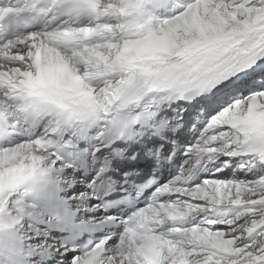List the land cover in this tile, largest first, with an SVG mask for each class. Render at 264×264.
I'll return each instance as SVG.
<instances>
[{
    "label": "snow or ice",
    "instance_id": "6c2138e0",
    "mask_svg": "<svg viewBox=\"0 0 264 264\" xmlns=\"http://www.w3.org/2000/svg\"><path fill=\"white\" fill-rule=\"evenodd\" d=\"M149 92L186 97L189 115L206 118L187 146L190 167L141 194L122 234L74 264H264V173L248 174L264 170V0H0V133L19 123L9 114L20 101L28 114L104 117L101 135L135 140ZM147 143L156 142L140 141L126 167ZM43 148L39 131L0 146V216L11 224L27 210L9 189L36 173ZM197 165L207 176L181 185ZM202 205L235 211L184 226Z\"/></svg>",
    "mask_w": 264,
    "mask_h": 264
},
{
    "label": "bare ground",
    "instance_id": "6f19581e",
    "mask_svg": "<svg viewBox=\"0 0 264 264\" xmlns=\"http://www.w3.org/2000/svg\"><path fill=\"white\" fill-rule=\"evenodd\" d=\"M164 15V13H161V18H164ZM146 100L154 102L153 105H151L148 119L143 118L136 125H134V134L137 139H131L128 143H126L128 145L127 147H125L126 144L122 146L121 156L128 157L129 153L135 149L136 155L139 158V149L141 147H144V145L140 144V141H152L156 143L155 145L153 143H147V147L144 151V159L141 160L140 164L134 168L126 167V161L120 160L118 157L115 158V160L112 162L113 168L117 169L119 166L122 167L121 170L119 169L118 175H121L122 171L136 170L140 174L146 169L149 170V168H155L159 165L165 166V163L167 162V153L174 147L173 143H176L179 147L181 143L189 139H195V142H198L200 136L202 135V132L200 134L198 133V135H196L195 137L191 135L193 131L197 130V126L200 124V120L205 119V117L202 113L197 112H192L191 115H189V108L187 105L190 103V100L188 98L184 99L177 96L156 94L152 97H148ZM20 103L22 102H11L13 111L9 114V119H16L19 121V123L15 126L17 128V132L12 138H9L8 144L18 142V140L20 139L31 138L37 133L33 130H30V124L27 120L26 113L19 109ZM52 124L53 123L51 119H48L44 123V125ZM49 130H52V128L48 129L47 126H42L39 132L41 134H45ZM100 133L101 132H98L92 140V150L97 147H102L103 145L101 140H99L98 138ZM182 133L183 137L181 135ZM162 137H166L168 139H162ZM160 143H163L164 147L169 149V151L165 152L163 148H160ZM148 149H153V151L155 149H159V152L156 155H153V151H149ZM183 153H186V155L184 156L189 161V157L192 154L188 152ZM39 155L41 156L39 165L40 167H48L54 164L51 156L47 153L41 151ZM184 156H181V158L184 159ZM131 163L135 164V161H131ZM59 166L60 165H58V167ZM260 170L261 169L248 170V174L249 176H251L253 172ZM63 171L64 169L62 170V172ZM243 171L244 170H241V173H243ZM72 175L73 174L70 171L67 174L62 173L57 177L58 183L62 188L63 195L68 198L70 203L76 205V207H79L81 209L80 215L86 216L85 204H87L90 197L83 187L85 181L81 177H72ZM240 178H244L243 175H241ZM126 179L128 180L129 178ZM78 187H80V189H76ZM24 205L26 206V213L30 212L31 206L26 204ZM96 205L97 203L95 202L94 206ZM201 210H203L204 213H207V215H219L221 218H223L224 216H228L235 211L234 208H231L227 205L217 208L204 207L202 205ZM35 215L40 218H44V216L39 213H35ZM88 217H92V215H89ZM208 217L209 216H203L199 219L198 223H201L203 219H206ZM24 225H28L27 230H25ZM195 225L196 224H192L190 227ZM17 230L22 235H24L26 239L29 232L33 233L32 240L29 241L27 239V241L29 245L32 246L35 250V264H51L53 260L55 261V264H74V261L72 259L73 256H68V254L62 255L61 258H56V256L54 258L50 257V252H53L60 248H65L64 244L60 240H58L57 236H53L46 227H41L36 223H28L27 221H23L17 226ZM65 251L69 253L66 249Z\"/></svg>",
    "mask_w": 264,
    "mask_h": 264
},
{
    "label": "clouds",
    "instance_id": "9594fccd",
    "mask_svg": "<svg viewBox=\"0 0 264 264\" xmlns=\"http://www.w3.org/2000/svg\"><path fill=\"white\" fill-rule=\"evenodd\" d=\"M10 219L0 216V264H35L34 248Z\"/></svg>",
    "mask_w": 264,
    "mask_h": 264
},
{
    "label": "rangeland",
    "instance_id": "374dc122",
    "mask_svg": "<svg viewBox=\"0 0 264 264\" xmlns=\"http://www.w3.org/2000/svg\"><path fill=\"white\" fill-rule=\"evenodd\" d=\"M205 120H206V118L204 119V121H205ZM76 187H77V186H76ZM76 189H80V187H78V188H76ZM55 252H56V250L53 251V252H50V253H49V255L51 254V255H50L51 258H54V257L56 256V253H55ZM54 254H55V255H54Z\"/></svg>",
    "mask_w": 264,
    "mask_h": 264
}]
</instances>
